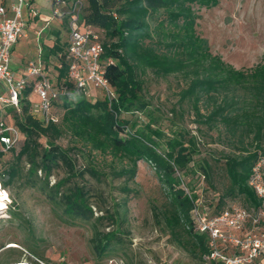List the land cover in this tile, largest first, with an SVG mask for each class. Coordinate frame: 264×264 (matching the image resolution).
Returning a JSON list of instances; mask_svg holds the SVG:
<instances>
[{
    "label": "trees",
    "instance_id": "obj_1",
    "mask_svg": "<svg viewBox=\"0 0 264 264\" xmlns=\"http://www.w3.org/2000/svg\"><path fill=\"white\" fill-rule=\"evenodd\" d=\"M83 1L80 23L99 37L103 48L101 66L114 97L108 99L93 88L86 95L77 91L68 82L65 45L56 39L52 47L44 49V60L48 56L56 57L57 75L49 79L54 89L66 85L67 90L52 102V119L47 122L30 99L31 86L22 93L19 112L8 111L15 114L14 125L23 141L8 151L0 146V185L6 188L19 175L22 161L29 166L27 176L43 174L45 186L52 172L62 167L66 178L51 187L54 195L60 196L57 205L66 215L89 220L93 212L88 188L76 182L62 188L76 175L80 177L87 172L94 178L98 175L91 168L77 174L71 152L79 150L61 148L55 144L58 139L67 134L80 149L109 156L119 165L114 170L115 176L123 178L125 183L134 181L139 163L149 165L169 199V207L161 212L165 229L180 247L203 262L210 249L208 236L193 232L191 213L196 196H188L179 188L180 179L176 177V173L187 170L197 154L196 138L186 140L182 131L165 138L159 128L152 126L153 121L139 127L123 115L146 110L141 78L146 71L158 78L182 75L187 84L178 93L179 103L188 102L197 125L210 131L223 128L228 138L239 146L237 153L224 155L220 160L211 159L215 164L222 162L227 181L212 216L224 212L225 200L241 198L253 218L260 209V200L248 183L252 168L264 156V56L252 68L239 70L210 52L207 40L196 32L199 19L196 10L215 8L221 0ZM53 107L63 110L59 119L52 115ZM42 138L45 145L40 142ZM199 171L210 184L213 173L210 160L204 159ZM263 225V222L253 224ZM93 235L91 241L99 255L104 254L111 241L116 242L114 233L100 238L95 230ZM7 252L17 253L10 264H26L19 260L22 254L17 247H9ZM31 263L44 264L43 257ZM209 264L219 263L209 260Z\"/></svg>",
    "mask_w": 264,
    "mask_h": 264
},
{
    "label": "rangeland",
    "instance_id": "obj_2",
    "mask_svg": "<svg viewBox=\"0 0 264 264\" xmlns=\"http://www.w3.org/2000/svg\"><path fill=\"white\" fill-rule=\"evenodd\" d=\"M46 4L44 0L35 1V7L41 9L42 17L51 19ZM196 11L199 15L196 32L207 40L213 55L239 70L252 68L261 61L264 56V0H221L215 8ZM40 24L45 25L44 22ZM60 25L52 20L39 38L32 34L20 40L12 52L10 69L18 74L29 62H36L38 57L42 61L45 52L43 47L48 48L54 43L48 30ZM59 28V44H63L65 28ZM41 48L42 54H38ZM47 60L50 63L46 65L50 67H54L57 62L53 56H48ZM141 78L147 108L143 113L123 117L136 122L139 127L147 122L152 124L153 121L152 126L159 128L165 138L172 137L173 132L178 131L184 132L186 140L189 137L196 138L197 154L193 156L187 170L176 173V177L180 179L179 188L188 196H196L191 220L193 232L199 233V219L209 221L213 218L216 201L227 185L221 169L222 162L215 164L211 159L220 160L224 155L237 153L239 146L228 138L223 128L210 131L206 126L197 125L188 102L179 103L178 93L187 84L182 75L158 78L146 71ZM4 94L0 88V95ZM15 111L19 112L17 109ZM62 112L59 107L51 110L57 119ZM14 115L12 112L4 115L7 126L15 127ZM22 141L23 136L19 135L17 147ZM40 142L45 145V139H40ZM55 144L63 149L76 147L79 150L71 152L72 158L76 160L77 174L87 168L97 173L98 177L95 178L88 172L80 177L76 175L66 181L62 188L70 187L73 182L88 188L93 217L89 220L75 218L66 215L57 205L60 196L54 195L51 187L58 180L66 178L64 168L55 169L45 186L43 174L37 172L36 176H27L29 166L22 161L19 164V175L6 188L1 187L7 194V200L0 215V264H10L17 258V253L7 252L9 247H17L22 254L19 260L26 264L37 261L39 256L43 257L44 264H209L207 258L201 262L180 247L165 229L161 212L169 207V199L149 165L139 163L134 181L125 183L123 178L115 176L114 170L119 165L112 162L109 156L80 149L79 144L75 145L67 134ZM204 159L210 160L212 164L210 184L199 171ZM10 163L13 161L6 166ZM245 207L241 198L224 201L225 210H244L248 217L239 229L222 227V239H212L206 234L208 247L212 242L213 248L223 258H216L215 262L264 264V249L250 259L248 249L242 247L249 241L260 240L264 233V225L253 226L252 212L246 211ZM96 218L101 219L96 221ZM95 230L100 238L106 233H114L116 236V242L111 241L101 255L91 241Z\"/></svg>",
    "mask_w": 264,
    "mask_h": 264
},
{
    "label": "built area",
    "instance_id": "obj_3",
    "mask_svg": "<svg viewBox=\"0 0 264 264\" xmlns=\"http://www.w3.org/2000/svg\"><path fill=\"white\" fill-rule=\"evenodd\" d=\"M0 0V88L4 95H0V146L1 150L8 151L17 146L19 132L16 127L7 126L4 122V115L10 110L19 111V101L24 90L31 86L37 102L35 108L45 122L52 119L50 116L51 104L59 96L64 95L67 87L60 86L59 90L54 89L49 75L36 66L29 63L22 74L14 73L10 67V58L14 45L22 37H26L28 25L23 19L24 11L30 15L36 12L31 3L26 0ZM51 19H57L65 24L67 33L66 62L68 66V82L74 88L88 94L90 88L100 90L108 99L114 94L110 90L104 71L101 66V55L103 48L95 31L88 27H82L80 23L81 13L84 7L83 0H47ZM249 187L260 200V209L252 218L253 224L264 223V156L261 157L252 168L249 179ZM1 187V185H0ZM3 191V190H2ZM5 192V191H3ZM248 214L243 211L225 210L220 215L206 221L199 219V233H205L210 238H223V228L239 229L244 223ZM223 227V228H222ZM210 253L206 258L210 261L221 259L218 252L209 243ZM242 247L248 249V257L252 259L256 252L264 249V233L260 240H252Z\"/></svg>",
    "mask_w": 264,
    "mask_h": 264
},
{
    "label": "crops",
    "instance_id": "obj_4",
    "mask_svg": "<svg viewBox=\"0 0 264 264\" xmlns=\"http://www.w3.org/2000/svg\"><path fill=\"white\" fill-rule=\"evenodd\" d=\"M27 2L31 3L32 7L34 8L36 14L35 15H30L29 12L27 10L24 11V16H23V19L24 21L27 23V25L29 26L28 27V30L26 31L27 32V35L26 37H22L20 40L22 39H27L28 38V35H34L36 38H39L42 33L45 31V27L48 28L49 26V23L50 21L52 20H56L57 22H59L61 25L60 26H63L65 28V24L60 21V20H57V19H46L45 17H42L41 15V9L39 8H36L35 7V1L36 0H26ZM45 2H47V0H44ZM47 9L49 11V6H48V2H47ZM50 13V12H49ZM41 22H44V26H42L40 23ZM60 26H55V27H51L48 31H49V36L51 38L54 39V43H55V40L58 39V42H59V37H61V29L59 28ZM18 41V42H19ZM18 42L14 45L13 49H12V52L15 50V47L16 45L18 44ZM67 33L65 31V42L63 43L65 45V49H66V45H67ZM54 43L49 46L48 48L52 47L54 45ZM63 44H60V45H63ZM47 47H43V52H44V49H46ZM45 53V52H44ZM44 53H43V59L41 61V59L38 57L37 61L36 62H29V63H34L36 66H39L41 69H43L50 77L54 78L56 75H57V68L55 67H50V66H47L46 64L50 63V60H44ZM38 54H42V48L41 50L38 52ZM12 56V54H11ZM50 57V56H49ZM55 59L56 57L53 56ZM11 60V58H10ZM29 63L26 65V67L20 71L18 74H22L23 72H25L27 66L29 65ZM58 64V62L55 63V65ZM17 74V73H16ZM33 97V99H32ZM30 99H32V101L34 102H37V97L35 96V94L33 92H30Z\"/></svg>",
    "mask_w": 264,
    "mask_h": 264
},
{
    "label": "bare ground",
    "instance_id": "obj_5",
    "mask_svg": "<svg viewBox=\"0 0 264 264\" xmlns=\"http://www.w3.org/2000/svg\"><path fill=\"white\" fill-rule=\"evenodd\" d=\"M7 200V194L2 191V188L0 187V215L1 211L4 209V202Z\"/></svg>",
    "mask_w": 264,
    "mask_h": 264
}]
</instances>
